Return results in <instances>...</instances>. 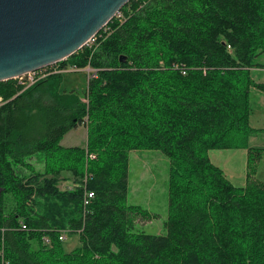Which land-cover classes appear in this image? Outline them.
I'll return each instance as SVG.
<instances>
[{
	"label": "trees",
	"instance_id": "obj_1",
	"mask_svg": "<svg viewBox=\"0 0 264 264\" xmlns=\"http://www.w3.org/2000/svg\"><path fill=\"white\" fill-rule=\"evenodd\" d=\"M120 12L97 45L56 62L96 70L83 91L63 87L64 72L0 81V264H264V148L247 147L243 186L208 155L255 131L264 0H130ZM81 125L84 147L59 144ZM144 149L169 161L164 234L135 229L153 216L127 204L129 152ZM62 231L77 236L71 249Z\"/></svg>",
	"mask_w": 264,
	"mask_h": 264
},
{
	"label": "water",
	"instance_id": "obj_2",
	"mask_svg": "<svg viewBox=\"0 0 264 264\" xmlns=\"http://www.w3.org/2000/svg\"><path fill=\"white\" fill-rule=\"evenodd\" d=\"M128 1L0 0V81L66 59Z\"/></svg>",
	"mask_w": 264,
	"mask_h": 264
},
{
	"label": "rangeland",
	"instance_id": "obj_3",
	"mask_svg": "<svg viewBox=\"0 0 264 264\" xmlns=\"http://www.w3.org/2000/svg\"><path fill=\"white\" fill-rule=\"evenodd\" d=\"M258 61L264 64V54ZM263 68L256 67L250 70L254 81L264 83ZM87 80V70L68 71L65 74L63 87L67 90L77 88L83 91L86 88ZM249 106V126L255 131L244 138L243 145L237 148L208 151L211 162L222 169L227 178L236 186L245 184L247 147L264 148V92L257 88H251ZM86 134L87 131L85 133L81 127L71 129L59 144L74 143L84 147ZM31 162L37 169H41L42 162L39 156L31 158ZM168 166V158L158 149L131 150L129 152L127 204L139 205L153 216L150 220H144L137 216L135 229L154 234L165 233L163 224L167 216ZM257 175L264 180V158L260 163ZM64 176L67 177L66 174ZM59 187L61 189L72 187L71 180L62 179ZM62 241L67 250L78 243L76 235L67 234Z\"/></svg>",
	"mask_w": 264,
	"mask_h": 264
},
{
	"label": "built area",
	"instance_id": "obj_4",
	"mask_svg": "<svg viewBox=\"0 0 264 264\" xmlns=\"http://www.w3.org/2000/svg\"><path fill=\"white\" fill-rule=\"evenodd\" d=\"M113 18H119V19L122 18V13L120 11H118ZM105 26L102 29H105ZM100 36H101V33H100V31H98L97 33H95L93 36H91L87 40V42L84 44V46H87L90 48V47L97 45V40ZM228 48H230V46H228ZM172 67L173 68H180L181 66L178 64H173ZM80 70H87L88 79L96 76V70L89 67V66L85 67V69L84 68L83 69L77 68L74 66H69L67 68H59L56 65V63H54L52 65L45 66V67H42V68L34 70V71H28L24 74H21L20 76L15 77L14 79L17 80V82L20 85H22L26 88V87L30 86L31 84L35 83L36 81L45 78L50 73H54V72L67 73L68 71H80ZM181 72L184 74L185 73L184 69H182ZM0 100H1V98H0ZM84 100L86 101V99H84ZM92 197H93V192L89 191V190H85L84 195H83V205L86 206L87 204H89ZM21 228H26V226L23 223H21ZM65 236H66V231H62L59 235V239L64 240ZM46 241H47V239H46Z\"/></svg>",
	"mask_w": 264,
	"mask_h": 264
},
{
	"label": "crops",
	"instance_id": "obj_5",
	"mask_svg": "<svg viewBox=\"0 0 264 264\" xmlns=\"http://www.w3.org/2000/svg\"><path fill=\"white\" fill-rule=\"evenodd\" d=\"M253 69H255V68H253ZM264 69V68H263ZM250 70H252V68L250 69ZM251 73V72H250ZM256 82V81H255ZM264 92V91H263ZM79 127H81V128H83L84 130H85V133H86V127L84 126V125H81V126H78L77 128H79ZM77 128H74V129H77ZM69 132V131H68ZM66 134V133H65ZM65 134H64V136H65ZM64 136L61 138V140H60V142L64 139ZM59 142V143H60ZM61 146H63V147H73V146H81V145H76V144H74V143H71V144H68V145H62L61 144ZM82 147V146H81Z\"/></svg>",
	"mask_w": 264,
	"mask_h": 264
}]
</instances>
